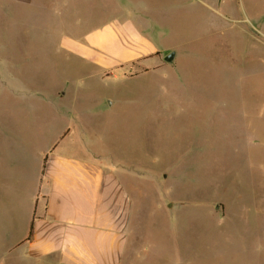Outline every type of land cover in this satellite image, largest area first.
Wrapping results in <instances>:
<instances>
[{
    "label": "rangeland",
    "instance_id": "obj_1",
    "mask_svg": "<svg viewBox=\"0 0 264 264\" xmlns=\"http://www.w3.org/2000/svg\"><path fill=\"white\" fill-rule=\"evenodd\" d=\"M125 25L152 53L117 60L119 44L135 48L113 37ZM73 107L79 142L49 151ZM48 152L96 158L139 202L124 264H264V0H0V221L13 236Z\"/></svg>",
    "mask_w": 264,
    "mask_h": 264
},
{
    "label": "crops",
    "instance_id": "obj_2",
    "mask_svg": "<svg viewBox=\"0 0 264 264\" xmlns=\"http://www.w3.org/2000/svg\"><path fill=\"white\" fill-rule=\"evenodd\" d=\"M113 32L119 43L125 35L135 43V48L117 43L121 51L118 61H136L152 53L140 48L147 42L128 26L113 28ZM71 49L89 54V50L78 51L75 46ZM96 62L106 63L104 59ZM75 111L73 107L69 117L72 123L77 122V129L72 123L63 127L49 151L58 145L61 149L67 142L73 146L79 142L85 115ZM38 172L31 184L33 199L24 229L13 236L11 227L0 221V264H124L133 239L131 217L138 215L140 204L135 201L131 205L119 175L99 168L96 158L82 160L57 152H48ZM31 223L32 239L28 240ZM3 228L7 230L2 232Z\"/></svg>",
    "mask_w": 264,
    "mask_h": 264
},
{
    "label": "water",
    "instance_id": "obj_3",
    "mask_svg": "<svg viewBox=\"0 0 264 264\" xmlns=\"http://www.w3.org/2000/svg\"><path fill=\"white\" fill-rule=\"evenodd\" d=\"M176 53L174 51L168 53L164 58L163 61L166 63H172L175 59Z\"/></svg>",
    "mask_w": 264,
    "mask_h": 264
},
{
    "label": "trees",
    "instance_id": "obj_4",
    "mask_svg": "<svg viewBox=\"0 0 264 264\" xmlns=\"http://www.w3.org/2000/svg\"><path fill=\"white\" fill-rule=\"evenodd\" d=\"M32 223L30 224V227H29V234H28V240H31L32 239V230H33V227H32Z\"/></svg>",
    "mask_w": 264,
    "mask_h": 264
}]
</instances>
